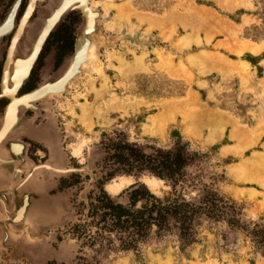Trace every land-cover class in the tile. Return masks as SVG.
<instances>
[{"label": "rangeland", "instance_id": "obj_1", "mask_svg": "<svg viewBox=\"0 0 264 264\" xmlns=\"http://www.w3.org/2000/svg\"><path fill=\"white\" fill-rule=\"evenodd\" d=\"M43 1L32 22L58 0ZM12 2L0 0V21ZM90 6L101 13L106 39L92 46L85 74L46 100L70 161L103 175L102 194L123 202L131 185L156 177L122 169L108 177L117 167L111 144L169 150L180 141L193 161L180 185L156 178L163 181L159 195L148 190L166 200L182 185V198L198 202L210 188L235 205L248 232L255 223L264 227V0H92ZM69 18L77 27L82 15ZM80 140L89 141L83 153L73 150ZM120 178L133 182L109 196L105 185ZM85 186L73 191L63 229L43 228L36 258L24 252L30 241L17 256L14 246H0V264H158L160 253L168 264H264V247L247 232L205 219L194 229L190 252L176 234L157 235L155 227L136 250H124L118 236L97 235L101 216L87 215L95 200ZM56 214L44 222L58 220Z\"/></svg>", "mask_w": 264, "mask_h": 264}, {"label": "trees", "instance_id": "obj_2", "mask_svg": "<svg viewBox=\"0 0 264 264\" xmlns=\"http://www.w3.org/2000/svg\"><path fill=\"white\" fill-rule=\"evenodd\" d=\"M264 20V17H263ZM111 156L117 166L126 174L147 172L159 179H168L174 186L180 185L186 168L193 161L186 153L185 145L177 141L172 149L138 147L127 142H113L110 146ZM114 166V167H115ZM138 171V172H137ZM147 186V185H146ZM145 185L133 184L119 198L113 199L105 194L95 198L91 204L92 213L88 216L100 215L96 225L97 235L109 236L114 234L121 242L124 250H136L137 243L144 242L152 228L157 235L176 234L181 249L194 243L195 227L199 219L212 223H225L230 230H241L250 235L255 244L264 247V227L258 223L248 232L247 225L240 220V212L234 204H228L222 196L210 188H203L204 195L198 202L185 201L180 190H175L169 199H161L150 192ZM141 203L139 208L136 205ZM102 224V226H101Z\"/></svg>", "mask_w": 264, "mask_h": 264}, {"label": "flooded vegetation", "instance_id": "obj_3", "mask_svg": "<svg viewBox=\"0 0 264 264\" xmlns=\"http://www.w3.org/2000/svg\"><path fill=\"white\" fill-rule=\"evenodd\" d=\"M28 2H29V0L23 1V4L21 6V9L19 11L18 18H17V20L19 22L21 21V18H23V15H24L25 10L27 8ZM39 3H41V2H39ZM9 10H10V8H9ZM35 11H36V9H35ZM35 11L32 12V15L30 16L29 22H31L30 23L31 25L34 24L35 22H38V21L43 19L40 17L43 14L42 13L32 22V19L34 18ZM8 12H7V14H8ZM78 13H80V12L71 13L66 19H68L72 15H75ZM7 14L4 18L1 19L0 26L3 24V22L7 18ZM69 19H71V18H69ZM69 21L65 20L59 26V28L55 32L51 33L48 36V38L46 39L41 51L39 52L35 62L33 63L32 67L29 71L28 76L26 77V80L23 82V84H21L16 89L15 96L18 99L27 95V94L32 93L33 91L37 90L42 85V83L44 82V79H45L44 70L47 68V65H48L47 61L50 57L52 58V61H53V69L50 72L52 74V73H55L57 71L59 66L62 64V61L66 57H68L69 55H71L73 53L74 45H75V38H76V27H74L73 24ZM80 23L81 22L79 21V24ZM77 24H76V26H77ZM16 31H15V33H16ZM15 33H14V31H11L10 33H7L4 36H2V38L0 39V119L1 120L3 119V117H5L6 109L8 108V106L11 103V101H10L11 99L7 95L4 94V88H3L4 79H3V77L5 75V70H6L5 65H6L7 60H8V55H9V51H10L9 49L12 45ZM20 40L21 41L19 43L21 45H23L24 34L20 36ZM22 47H24V45ZM30 52H31V50H28L26 52V54H29ZM18 53L20 56H24L23 55L24 53L21 52V50H18ZM49 97H51V96H49ZM52 97H54V96H52ZM55 97H58V96H55ZM47 98H48V96L45 97L44 99H40V100L35 101L34 104H32V106H29L25 109H22V112L20 113V115H19V112L17 113V115H18L16 117L17 120L15 121L13 126L11 127L12 130L10 131L11 136L13 134V137H11L10 139L15 141V142L18 141V143L20 145H22L20 147L25 151V154H27L26 157H27L28 162L31 165H33V167L36 166V169L37 168H38V170L40 169L39 172H35L33 175H31V180L35 179L38 176H40V177L44 176L46 179L53 178L55 181H58V187L56 189H53V193L61 191L67 187H74L75 190L85 189L86 188L85 185L88 184L87 187L91 188L90 194L93 195L92 198H94V200H95V198H97L99 195L102 194V190L100 189L102 184H101L100 180L103 178V175H101L100 177L96 176V172L94 170L92 175H90L89 173H85L84 178H83L82 177L83 172L81 174L76 173V172H70L68 174L67 173L65 174L63 172H59V174H58V171L55 170V168H53V167H64V171H66L69 169H81L83 167L75 166V164H73L70 161L72 156L66 150L65 140H64V136H63V132L61 130V127L58 125V123L51 116L52 107H51V104L46 101ZM43 124H46V126ZM25 146H26V148H25ZM46 164H48V165L50 164V166L47 167ZM41 167H42V169H41ZM14 169H15L14 163H9V164H5V163L1 164L0 163V171L4 170L6 173V178L1 176L2 180H4L5 184L3 182L2 183H3V185H6L5 188L9 187L8 188L9 190L2 187L1 191H2V189H4L3 192L8 194V198H9V202H10L11 207H13L15 204L14 196L12 195V192L10 193L11 187H12V189H15L14 187L17 184L16 180H18L16 175H15V178L12 177V175L15 172ZM0 173H2V172H0ZM25 173H27V174H25ZM108 173H111V172H108ZM108 173H106V175ZM28 175H29L28 171L24 170L20 174V177L23 180ZM93 175H95V176H93ZM106 175H105V177H106ZM10 176H11V179H10ZM93 178H94V182H92ZM13 180H14V182H13ZM84 182H86L87 184ZM94 202H92L91 204H93ZM91 204L88 207L89 212L87 213V215L92 213ZM10 227H12V226H10V223L8 221L4 222V224L0 223V238L2 235V231L4 232V230L7 231V230L12 229V231H13V232H11L12 236L19 239L20 243H23L24 238L19 237L20 229L23 228V230H26V232L29 233L28 236L31 238V241L33 242V244L26 247L24 252L26 255H29V257H31L33 259L36 258L38 256L39 252H37V251L32 252V249L36 248V245L38 244L37 242L41 240L40 235L42 236V234H43L42 232L45 229L41 228L39 232H33L31 230L32 226L26 225V223H18V224L16 223L15 227H13V228H10ZM53 227H55V226H53ZM53 234H55V233H53ZM43 237H41V238L45 239V240L48 239V237L46 235H44ZM51 241L53 243L55 242L53 240V238ZM0 242H1V239H0ZM47 245L48 244H46L45 246L47 247ZM44 247H43V250H44ZM16 252H17V250H16ZM33 254H34V256H33ZM43 254L44 255L46 254L45 250H44ZM46 259H48L47 256L44 257V260H46ZM49 263H50L49 261L46 262V264H49Z\"/></svg>", "mask_w": 264, "mask_h": 264}, {"label": "bare ground", "instance_id": "obj_4", "mask_svg": "<svg viewBox=\"0 0 264 264\" xmlns=\"http://www.w3.org/2000/svg\"><path fill=\"white\" fill-rule=\"evenodd\" d=\"M39 1L40 0L36 1L34 11H35V9L37 7V3ZM60 1L61 0H58V1L51 3L49 8H48L49 13L48 14H42L40 17L43 19L38 21V22H35L32 25L30 24L27 31H25V30L28 26L27 24L30 20V17L28 19L26 17L30 13L31 10L27 12L25 18L24 17L22 18L19 25H17V20H16L18 16H16V18H15V20H13V24H12V21H11L12 15H11V17H10V19H8V22L6 25L9 27L4 28V29H6L7 33H10L11 31H14V33H15V31L16 30L17 31L14 34L13 42H12V45L9 49L10 51L8 50L9 55H8L7 63L5 65V67H6L5 68L6 69L5 75L3 77V79H4V81H3L4 94L7 95L11 99L10 100L11 103L8 106V108L6 109L5 117H3L2 120L0 119V161H1L0 163L1 164L2 163L3 164L4 163L5 164L14 163L15 172L12 175V177L15 178V175H16L18 180H20V178H21L20 174L24 170L28 171L29 175L26 178H24L23 181L22 180L21 181L16 180L17 184H20V185L23 183H27V185H28V181L31 180V175H33L35 172H39L40 169L39 170H38V168L36 169V166L33 167V165H31L28 162L27 157H26L27 154H25V151L20 147L22 145H20L18 143V141L15 142V141L10 139L11 137H13V134L11 136L10 131L12 130L11 127L13 126L15 121L17 120L16 119V117L18 116L17 113L19 112V115H20V113L22 112V109H25L29 106H32V104H34L35 101L40 100V99H44L47 96L48 97L49 96H51V97L52 96H54V97L55 96H58V97L62 96L66 92V89L71 82L77 81L81 74H85L86 70L84 68L89 61V58H90L89 53L92 51L91 49H92V46L94 45L93 43L89 44L85 56H84L85 47L81 45L83 47V49H82L83 51H82V53H80V57L78 58V61L81 63L84 60V62H82V64H80L79 67H77L78 62L75 63L70 68H69V66H71V65L69 64L67 69H69L70 73L67 76L63 75V74H58L56 72L52 73V74L50 73L51 70L53 69V61H52V58L50 57L47 61V63H48L47 68L44 70L45 79H44V82L42 83V85L36 91H34V93L32 92V93L27 94V95H25L19 99L15 96L16 89L21 84H23V82L26 80V77L28 76L29 71L32 67L30 65L33 61L32 57L34 56V55L31 56L33 49L34 50L37 49V47L39 46V43L41 42V40L44 36V34H46L51 29V27L53 26V24L55 23V21L59 17L62 8L66 7L67 4H69V3H73L75 0H65L64 3L62 2L63 4ZM87 6L90 9V11L92 13H94L95 10L93 8H91L89 2L87 4ZM50 9H51V11H50ZM45 15H47V16H45ZM87 16H89V14H87ZM82 18H83V15H82ZM99 20H100V18H99ZM97 21H98V19H97ZM97 21L95 19L93 21L94 24L98 23ZM63 22H61V24ZM86 22H87V31H89L92 29V21H89V19L87 20V18H86ZM100 28H101V26H100ZM23 34H24L23 45H24L25 49L23 51L24 56H20L18 53V50H19V46H21V44L19 42H20V36ZM1 38L2 37L0 36V39ZM83 40L84 39L82 36L81 37V43H83ZM110 41H112V40H110ZM28 50H31V52L29 54H26V52ZM76 70H77V72H76ZM43 125L46 126V124H43ZM25 148H26V146H25ZM46 165H47V167L50 166V164L49 165L46 164ZM53 168H55V170L58 171V174H59V172L65 173L64 167H62V168L61 167L60 168L59 167H53ZM41 169H42V167H41ZM0 172H2V173H0V223L1 224L2 223L4 224V222L8 221L10 223V226H12L10 228H13L16 226V223L18 224L19 222L24 220L28 224L31 223L32 227L34 229H36L35 227L37 226L38 223L44 222V220L46 218L51 217V213L54 214L56 212L54 209L55 208L54 204H56L54 201L55 200L54 198L45 200L43 198L44 196H41L42 194L40 195L37 192H34V191H27V192L24 191L23 192V190L20 191V190H18V187L20 185L17 186V184L14 187L15 189H12V187H11L10 193L12 192V195L14 196V200H15V204L13 203L14 206L11 207L10 202H9V198H8V194L3 192L4 189H2V191H1L2 187H4V188L6 187V185H3L4 180H2V177L6 178V173L4 170H2ZM82 172H83V176H84L86 172H89V170L83 169ZM89 173L91 175V172H89ZM25 174H27V173H25ZM97 176H99V174H97ZM10 179H11V176H10ZM14 180H13V182H14ZM116 184H119V183H116ZM24 185H26V184H24ZM8 188H5V189H8ZM28 189H32V187L28 188ZM46 196L47 195H45V197ZM56 202H57V200H56ZM32 212H34V214H36V216H38L37 214H39V213L42 214V218H40V215L37 218L40 222H37L36 216L33 215ZM55 220H57V218H55ZM49 222L51 223L50 220H49ZM10 230H7V231L4 230V232L2 231V235L0 238L1 239L0 246L2 248H7L8 246L13 245L17 249V252L15 253V255L17 256V253L21 251V247H26L31 240H29L30 238L27 235H25L22 237L26 238V239L24 240L23 243H20L19 239L12 236V233H11V232H13L12 229H10ZM34 251H37V249L36 248L32 249V252H34ZM33 256H34V254H33ZM0 258H2V256Z\"/></svg>", "mask_w": 264, "mask_h": 264}, {"label": "water", "instance_id": "obj_5", "mask_svg": "<svg viewBox=\"0 0 264 264\" xmlns=\"http://www.w3.org/2000/svg\"><path fill=\"white\" fill-rule=\"evenodd\" d=\"M24 0H13L11 6H10V10L7 14V18L5 19V21L3 22V24L0 26V36H4L5 34H7L6 29L4 28H8L9 26L7 25L8 19H10L11 15H12V24H13V20H15L16 16H18L19 11L21 9V6L23 4ZM38 0H29L27 8L25 10V13L23 15V17L25 18L26 14L28 11H30V13L27 15V19L31 16L34 8H35V3ZM65 0H61L60 2L64 3ZM92 0H75L73 3H69L67 4L66 7H63L61 10V13L59 15V17L57 18V20L55 21V23L53 24V26L51 27V29L44 34L41 42L39 43V46L37 47L36 50L33 49L31 56L34 55L33 61L31 63L30 66L33 65V63L35 62L39 52L41 51L47 37L55 32L59 26L61 25V22H63L71 13L73 12H80L83 15V18L81 19V23L76 27V38H75V45H74V51L71 55H69L68 57H66L63 61L62 64L59 66V68L57 69L56 73L58 74H63V75H69V69H67V67L69 66V64L72 67L75 63L78 62L77 67H79L80 64H82V62H84V60L80 63L78 61V58L80 57V53H82V49L84 46L85 47V51H84V56L86 54L87 48L89 46L90 43H93L96 47L101 46L103 40L106 39V34L103 32V30L100 28L101 23H100V16L101 13L97 10L94 11V13H92L90 11V9L88 8L87 4L88 2L90 3ZM62 3V4H63ZM61 4V5H62ZM59 5V4H58ZM60 5V6H61ZM51 11V9H50ZM87 14H89V16H87ZM47 16V15H45ZM86 18L87 20L89 19V21H92V29L87 31V22H86ZM22 19V18H21ZM98 19V23L94 24V20ZM21 22V21H20ZM11 24V25H12ZM83 36V43H81V37ZM82 45V46H81ZM76 67V68H77ZM67 72V73H66ZM77 72V70H76ZM36 91V90H35ZM34 93V91H33ZM83 169H69L64 171L65 173H69V172H76V173H82ZM32 214H34V212H32ZM35 215V214H34ZM19 223H23V221L19 222ZM42 225H46V223H43Z\"/></svg>", "mask_w": 264, "mask_h": 264}, {"label": "crops", "instance_id": "obj_6", "mask_svg": "<svg viewBox=\"0 0 264 264\" xmlns=\"http://www.w3.org/2000/svg\"><path fill=\"white\" fill-rule=\"evenodd\" d=\"M21 180L22 179L20 178V180H18V181H21ZM24 184H26V185H24ZM18 185H20V184H17V186ZM31 187H32L33 190L32 189H28V188H31ZM57 187H58V181H55L53 178L45 179L44 176H41V177L38 176L35 179H32V180L28 181V185H27V183H23V184H21L18 187V190H20V191L23 190V192L24 191L25 192L34 191V192H37L40 195L42 194L41 196H44L43 198L45 200L52 199V198H56V200H59V201L56 202V206H54L55 207L54 209H55V211H57V212H55V213H57L56 216L59 215L60 218L58 220H56V221L52 220L51 223L49 221H47V223H46V222H40L37 219L39 217V215H40V218H42V214L39 213V214H37L38 216H36V214H35L37 222H40V223L37 224L38 227H36V229H34L33 227L31 228V230L33 232H39L41 228L48 227V225L49 226L53 225V226L57 227L56 229H60V230L63 229V226H64L63 225L64 224L63 220L68 216L69 210L71 209L70 204H71V201H73L71 199V197L73 196V191L75 190V188L74 187H67V188H65V189H63L61 191L53 193V189H56ZM61 194H64V197L58 198V195H61ZM45 195H47V196L45 197ZM60 206H61V209H60ZM22 221H23V223H26V225H31V223L28 224L26 221H24V220H22ZM43 223H46L47 226L46 225H42ZM20 231L23 234L27 235V236L29 234V233L26 232V230H23V228H21ZM169 235H171V234H169ZM29 240H31V238ZM9 247H13V245L12 246L11 245L8 246L7 248H9ZM187 250H188V252H190V247H188ZM154 258H155V261L158 264H168V260H167L168 259V255L165 254V253L157 254V255H155Z\"/></svg>", "mask_w": 264, "mask_h": 264}, {"label": "clouds", "instance_id": "obj_7", "mask_svg": "<svg viewBox=\"0 0 264 264\" xmlns=\"http://www.w3.org/2000/svg\"><path fill=\"white\" fill-rule=\"evenodd\" d=\"M79 139V138H78ZM89 143L87 140H80L78 144L73 145L74 151H79L83 153L85 146ZM133 181L125 178H120V183L116 184L115 180L111 184L105 185V191L109 194V196L114 197L118 194V191L122 190L124 187H126L128 184H131ZM154 182V183H152ZM144 183L148 186L150 191H153L155 194L159 195V193L156 191L159 186L163 184V181L156 179V178H144ZM140 205L138 204L137 207Z\"/></svg>", "mask_w": 264, "mask_h": 264}, {"label": "snow or ice", "instance_id": "obj_8", "mask_svg": "<svg viewBox=\"0 0 264 264\" xmlns=\"http://www.w3.org/2000/svg\"><path fill=\"white\" fill-rule=\"evenodd\" d=\"M152 183H154V182H152Z\"/></svg>", "mask_w": 264, "mask_h": 264}]
</instances>
